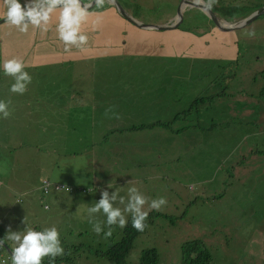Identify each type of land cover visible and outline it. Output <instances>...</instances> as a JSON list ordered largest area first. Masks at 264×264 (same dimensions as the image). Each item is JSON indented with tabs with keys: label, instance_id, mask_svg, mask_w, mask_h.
Returning a JSON list of instances; mask_svg holds the SVG:
<instances>
[{
	"label": "rangeland",
	"instance_id": "1",
	"mask_svg": "<svg viewBox=\"0 0 264 264\" xmlns=\"http://www.w3.org/2000/svg\"><path fill=\"white\" fill-rule=\"evenodd\" d=\"M130 1L141 6V12L150 19H171L180 10L183 18L180 29L194 34L210 29L203 27L204 21H210L201 11L188 6L183 9V0ZM248 6L255 9H243ZM263 6L264 0H218L213 7L235 17L230 21L233 23ZM214 13L221 17L220 13ZM3 24H0V64L12 58L22 60L32 82L23 95L12 94L9 88L14 80L0 68V100H10L12 111L8 119L0 118V239L9 228L13 232L23 231L25 217L26 226L36 231L53 225L58 228L66 254L57 257L55 264H111L99 253L119 242L123 229L115 228L112 237L105 240L103 233L97 236L91 231L86 213L82 212L80 218L74 213L98 202L102 190L109 194L119 190L121 196L127 197V189L134 186L150 199L166 198L167 204L156 211L159 215L133 241L126 264H137L141 252L149 248L156 249L159 264H181V246L192 240H199L208 250L210 264H264V14L243 29L231 32L240 45L237 64L219 62L218 58L227 60L219 54L220 57L212 59L179 61L174 65L172 71L195 68L196 79L189 82L193 100L206 99L196 111H190L180 131L193 143H174L172 152H164L163 161L155 166H142L136 159L129 168L131 178L137 181L130 184L129 179H123L127 167L122 134L110 136L119 139L112 146L74 148L78 154L81 152L77 162L74 157L64 155L71 148L52 147L60 141L58 125L62 117L67 123L81 119L85 129L78 140L73 131L68 132L62 143H81L85 136L83 143H89L88 137L95 129L94 119L99 114L105 115L106 110L96 113L86 107L76 113L61 109L70 102L76 106L89 103L83 99L90 89L98 87L96 78L91 76L95 70L37 66L26 54L36 31L30 28L28 33L21 34ZM249 31H255V37L248 38ZM153 58L141 55L106 59L117 66L125 61ZM115 82L110 80V85ZM49 89L62 99L72 100L61 101L60 106L52 102L47 105L49 101L37 95L47 94ZM112 92L117 94L119 90L109 89L108 95ZM123 93L125 96L115 100L122 102L121 113L129 116L139 106V94L126 96L127 84ZM99 94L96 95L103 98ZM108 104L107 109L111 106L116 113L114 103ZM128 104L133 107L127 108ZM26 110L31 113L29 125ZM69 115L72 117L68 118ZM106 117L114 120L112 113ZM123 124V129H127L128 121ZM155 144L153 153H161L162 144L169 143ZM59 152L62 154L57 155ZM173 156L176 159L170 162ZM98 166L108 167V174L112 172L115 183L109 189L100 182L93 183L96 176H103L97 173ZM79 171L85 172V177ZM45 181L68 188L56 191L52 186L44 193ZM114 206L123 207L118 202ZM145 210L148 211L147 205ZM5 246L11 251L10 244ZM9 256L7 248L0 247V264H10ZM42 264H48L47 257Z\"/></svg>",
	"mask_w": 264,
	"mask_h": 264
},
{
	"label": "crops",
	"instance_id": "2",
	"mask_svg": "<svg viewBox=\"0 0 264 264\" xmlns=\"http://www.w3.org/2000/svg\"><path fill=\"white\" fill-rule=\"evenodd\" d=\"M117 1L120 7L138 23L161 26L167 25L170 21L168 18V20L148 18L141 12L142 7L133 5L130 0ZM26 2L27 0H19L22 7ZM92 11L93 13L96 12L95 9ZM99 11L101 13L99 17L93 14L89 17L87 23L82 25V34L88 36V43L82 48L73 47L71 50H65L55 32L58 22V14H55L47 33L35 30L34 43L27 48L26 54L31 57L33 63L37 66H66L69 69H79L80 67L95 70L91 76L96 78L94 82L98 87L90 89L83 99L88 100L89 103H83L81 106H76L71 102L63 104L61 109L65 113H76L84 107L94 112L105 111L109 106L108 102L111 101L116 108V114L120 117L119 119L114 117L113 120L108 119L103 114L96 116L94 119V132L90 137L87 136L89 143H83L86 136L80 140L81 143H62L61 139L63 140L68 131H73V136H76L77 140L80 137L79 133L85 132L84 122L81 119L67 123L62 117L58 125L60 141L52 144L53 150L69 147L71 151L66 152L65 157L70 156L76 159L79 154L81 155V152L78 154L74 148L88 149L89 147H102L103 145L112 146L113 143H118L119 139H112L110 136L114 133L122 134L124 165L127 167L126 173L130 175L129 167L132 162L135 164L136 159L140 160L142 166L146 164L155 166L160 164L158 162L163 161L164 152H172L174 143H193V141H187L180 132L186 122L184 118L190 113L181 118L176 117L186 112L192 103L194 93L191 91L189 82L196 79L193 78L195 68L184 67L180 71H172L174 65L179 61L195 63L204 59H212L219 56V54L221 57L227 58L229 62L239 61V44L234 34L224 33L212 28L210 25H206L208 24L207 21H204L202 25L204 28L209 26L210 29L204 33L194 34L187 32L185 28L182 30L180 27L168 31H157L142 29L128 22L119 15L110 3ZM134 11L140 15L134 14ZM217 12L222 13L220 10H217ZM97 19L100 22L93 29V22ZM141 55L154 58L125 61L117 66L106 59L113 56L140 57ZM200 57L203 58L201 60L193 59ZM110 80L116 81L115 85H110ZM126 84L128 88V95L126 96L131 93L139 94V106L133 108V112L129 116L121 113L122 102L115 100L120 99L122 95L125 96L122 92ZM109 89H118L119 93L112 92L111 95H108ZM46 92L47 94L43 93L37 96L47 99L49 101L47 105L52 102L60 106L62 102L72 100V98L62 99L60 95L53 94L50 89ZM98 93L103 98L96 95ZM126 107L130 108L133 105L128 104ZM50 111L53 115L51 109ZM30 114L26 110L27 125L32 122ZM71 117L72 115L68 116V118ZM124 120L128 121L127 129H123L125 127ZM161 123L167 124V126H162ZM134 128L137 130H134ZM155 143L169 144H162L161 153H153L152 149L155 148ZM61 154L59 152L57 155ZM175 159L176 157L173 156L170 162L175 161ZM78 173L84 177L86 175L85 172L79 171ZM97 173H101L103 176L100 178L96 176L93 181L94 184L99 183L100 179L112 178V172L108 174V167L98 166ZM165 173L167 172L165 171ZM88 180H91V178ZM45 183L48 182L45 181ZM103 187L107 188V185H103Z\"/></svg>",
	"mask_w": 264,
	"mask_h": 264
},
{
	"label": "clouds",
	"instance_id": "3",
	"mask_svg": "<svg viewBox=\"0 0 264 264\" xmlns=\"http://www.w3.org/2000/svg\"><path fill=\"white\" fill-rule=\"evenodd\" d=\"M191 2L201 6V10L205 13H210L218 0H191ZM108 3L109 0H27L22 7L19 0H0V20L5 21L3 25L14 28L21 34L28 33L30 28L47 33L53 15L58 14L55 28L57 38L64 45L65 50H71L73 47L82 48L87 45L88 36L82 34V25L87 23L93 14L99 17L101 15L99 10L104 9ZM112 3L114 4V0ZM93 9L96 10L95 13H93ZM215 10L217 11L218 8ZM247 16L241 17V19ZM99 22V19L93 22V29ZM255 35V31L246 33L248 38H253ZM25 67L26 64L17 58L4 60L0 64L4 75L14 80L9 88L10 93L23 95L27 86L32 82V77L24 70ZM10 104V100H0V118L8 119L12 115ZM109 113H112L116 119L120 118L113 112L111 106L106 109L105 115L108 116ZM81 159L83 160V158ZM44 183H42L43 192ZM53 186L56 191L66 188L63 185ZM56 186L62 188L56 189ZM111 186L109 183L107 188L109 189ZM51 187L52 185L49 184L48 191ZM117 202L123 207L114 206ZM166 204V198L150 199L133 186L127 189V197L121 196L119 190L112 191L111 194L107 190H102L98 202L77 209L74 215L80 218L82 212L86 213L85 218L91 225V231L97 236L103 233V239L108 240L112 237L115 228L124 229L129 224V217L131 218V227L136 232L143 233L149 226L146 223L149 211H160ZM145 205H147L148 211L145 210ZM101 216L104 217L103 220L98 219ZM22 223L25 225L23 231L13 232L9 228L4 238L0 239V247L4 245L5 248L6 244L11 246V251L6 247L10 255V264H42L45 257L48 258V264H55L57 257L66 254L61 244L60 232L56 226L36 231L26 226L25 217Z\"/></svg>",
	"mask_w": 264,
	"mask_h": 264
},
{
	"label": "trees",
	"instance_id": "4",
	"mask_svg": "<svg viewBox=\"0 0 264 264\" xmlns=\"http://www.w3.org/2000/svg\"><path fill=\"white\" fill-rule=\"evenodd\" d=\"M249 8H254V7H247ZM255 9V8H254ZM187 32H190V30H186ZM240 51V45H238V52ZM211 59V58H209ZM219 62L222 63H228L227 60H221L218 58ZM237 64V62H234ZM206 99L205 98H198L196 100H193L190 108L184 112L179 114L176 118H181L182 116L190 113V111H196L198 109V106L202 104ZM186 119V117L184 118ZM153 125V124H151ZM162 126H167V124H162ZM134 130H137L134 128ZM70 133H73L72 131H68ZM74 134V133H73ZM117 134V133H114ZM66 135H64L63 140H65ZM110 141V140H107ZM111 142V141H110ZM77 160V157H76ZM149 169V168H148ZM151 170V169H149ZM127 172V170H126ZM123 175V179H129V182H135L137 181L136 179H132L129 173H126ZM166 179V178H165ZM139 180V179H138ZM100 184L101 185H108L109 183L113 186L115 183V180L112 178L110 179H100ZM118 183V182H117ZM130 184V183H129ZM111 186V187H112ZM66 187L65 189H67ZM156 215H159L156 213V211L149 212L148 219L146 223L150 226V223L152 220L156 217ZM131 218H129V224L123 229V236L121 240L115 244H113L111 247H109L107 250L104 252H100V257L110 261L111 264H126V256L128 251L131 249L133 241L141 234L136 232L132 227H131ZM212 258L208 250L203 246V244L199 240H192L186 243H183L181 246V264H210ZM58 262V261H57ZM137 264H159V258L156 249L154 248H149L145 249L141 252L140 258Z\"/></svg>",
	"mask_w": 264,
	"mask_h": 264
},
{
	"label": "water",
	"instance_id": "5",
	"mask_svg": "<svg viewBox=\"0 0 264 264\" xmlns=\"http://www.w3.org/2000/svg\"><path fill=\"white\" fill-rule=\"evenodd\" d=\"M109 3L117 10V12L122 18L126 19L128 22L142 29H150V30H157V31L173 30V29H177L178 27H180V24L182 23V19H183L182 12L179 10L177 15L175 17H172L167 25L157 26V25H152L149 23H138L136 20H134L133 17H131L126 11H124L120 7L117 0H114V4L112 3V0H109ZM181 5L183 9H185V7L188 6V7L196 8L197 10L201 11L206 16V18L210 21V24H212L219 31L227 32V33L243 29L244 27L252 23L255 19H257L258 17L264 14V6H263L260 9L253 11L250 15L241 19L240 21L230 23V21L224 20L223 18L216 15V13H214L213 10L210 13H205L204 11L201 10V6L192 4L191 0H183ZM3 22L5 21L0 20V24Z\"/></svg>",
	"mask_w": 264,
	"mask_h": 264
},
{
	"label": "flooded vegetation",
	"instance_id": "6",
	"mask_svg": "<svg viewBox=\"0 0 264 264\" xmlns=\"http://www.w3.org/2000/svg\"><path fill=\"white\" fill-rule=\"evenodd\" d=\"M249 7V6H248ZM216 7H213L212 8V10L214 11V12H217L216 10ZM243 9H248L247 7H245V8H243ZM217 15V14H216ZM220 16H221V18H223L224 20H227V21H232V20H234L235 19V17H230V16H226V15H224L223 13H221L220 14ZM208 25H210L211 27H214V26H212L209 22H208ZM239 54H240V52H239ZM229 62V61H228ZM233 62H238V61H233ZM233 62H229V63H233Z\"/></svg>",
	"mask_w": 264,
	"mask_h": 264
},
{
	"label": "built area",
	"instance_id": "7",
	"mask_svg": "<svg viewBox=\"0 0 264 264\" xmlns=\"http://www.w3.org/2000/svg\"><path fill=\"white\" fill-rule=\"evenodd\" d=\"M49 188V184L48 183H44V192L46 193L48 191ZM62 187L56 186V189H61Z\"/></svg>",
	"mask_w": 264,
	"mask_h": 264
}]
</instances>
